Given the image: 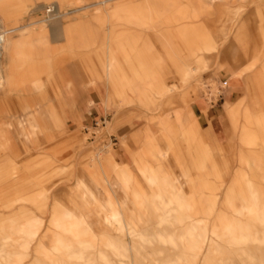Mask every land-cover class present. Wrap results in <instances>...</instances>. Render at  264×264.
I'll list each match as a JSON object with an SVG mask.
<instances>
[{
	"label": "rangeland",
	"instance_id": "1",
	"mask_svg": "<svg viewBox=\"0 0 264 264\" xmlns=\"http://www.w3.org/2000/svg\"><path fill=\"white\" fill-rule=\"evenodd\" d=\"M3 30L33 69L0 92V264H264V0H0Z\"/></svg>",
	"mask_w": 264,
	"mask_h": 264
},
{
	"label": "crops",
	"instance_id": "2",
	"mask_svg": "<svg viewBox=\"0 0 264 264\" xmlns=\"http://www.w3.org/2000/svg\"><path fill=\"white\" fill-rule=\"evenodd\" d=\"M49 28L50 31L54 29L55 26L62 25V22L60 19L55 20H49ZM62 25V33H64ZM66 35V32L64 33ZM69 35V34H68ZM15 40V39H14ZM0 59L4 57V49L2 48L0 50ZM1 61V60H0ZM6 63V70L7 71H1V65H0V92L2 90V85L5 84L8 86L9 89L16 88L20 84L21 79H26L31 76V74L27 72L22 71H13L10 74H8V60L5 59ZM2 76V77H1ZM2 79V81H1ZM230 88L229 91H221V97L220 101L215 104L207 105L206 102L201 101L194 104V109L197 114V123L201 130H207L209 128L212 129H219L221 127L222 120L225 117V107L224 104L226 102L233 103L234 98L236 97L237 90H236V84H230L228 85Z\"/></svg>",
	"mask_w": 264,
	"mask_h": 264
},
{
	"label": "bare ground",
	"instance_id": "3",
	"mask_svg": "<svg viewBox=\"0 0 264 264\" xmlns=\"http://www.w3.org/2000/svg\"><path fill=\"white\" fill-rule=\"evenodd\" d=\"M55 7L56 6L54 4L53 11H52L53 12L52 18L48 20H55L61 17V14L59 13L58 8H55ZM7 35H8V32L6 30H3V32H1L0 50L2 48L4 49V57L0 59L1 60L0 61L1 71H7L6 63H5L6 58L8 60V68H9L8 74L16 70L26 72L28 70L33 69V65H32L33 63L27 62L28 60L26 56V53H27L26 51L29 47H26V48L21 47L20 44L22 42V38H16L15 40H13L11 39V37H8Z\"/></svg>",
	"mask_w": 264,
	"mask_h": 264
},
{
	"label": "built area",
	"instance_id": "4",
	"mask_svg": "<svg viewBox=\"0 0 264 264\" xmlns=\"http://www.w3.org/2000/svg\"><path fill=\"white\" fill-rule=\"evenodd\" d=\"M53 8L51 7V8H47L46 9V15H51L53 12V10H52ZM0 41H1V32H0Z\"/></svg>",
	"mask_w": 264,
	"mask_h": 264
}]
</instances>
